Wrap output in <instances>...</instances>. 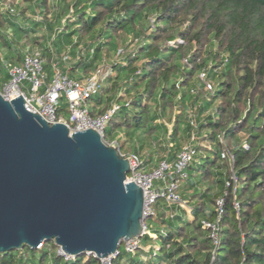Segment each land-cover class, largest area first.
Instances as JSON below:
<instances>
[{
	"label": "trees",
	"instance_id": "trees-1",
	"mask_svg": "<svg viewBox=\"0 0 264 264\" xmlns=\"http://www.w3.org/2000/svg\"><path fill=\"white\" fill-rule=\"evenodd\" d=\"M85 2L79 0L66 8L61 36L54 39L57 45L62 36H74L71 45L84 46L80 53L86 51L90 60H80L73 71L80 68L93 73L97 52L114 39L122 40L131 34L130 45L136 46L130 51L122 47L124 55L112 65L100 93L89 101L92 116L103 114L113 103L119 105L105 127L104 138L107 135L106 140L115 139L120 151L139 155L145 137L163 150L160 141L176 143L181 129H186L188 142L185 113L198 101L189 90L200 86L197 74L202 70L216 82L213 92L198 106L199 110H207L203 120L197 119L198 140L205 145L197 146L193 162L197 158L200 162L190 165L191 173L183 184L186 189L193 188L196 180L204 186L195 194L181 196L189 203L192 221L177 211L169 218L168 207L157 200L155 216L145 223L150 235L142 237L146 246L152 244L149 254L139 248L136 256L125 255L119 247L111 264H264V0ZM20 4L23 15L37 11L45 20L53 8L52 0H20ZM18 16V12L8 15L0 4V53L14 58L0 60L4 83L8 80L7 70L3 73L6 65L21 61L22 54L16 48L33 42L40 47L37 50L41 58L52 61L50 47L43 48L42 42L32 36L38 25L25 29L14 19ZM58 68L65 72L61 62ZM115 70L125 75L121 83L114 78ZM178 93L181 95L177 100ZM64 102L61 98L58 107V114L63 116ZM176 109L179 113L174 115ZM181 112L184 127L179 122ZM171 118L168 132L165 123ZM240 135L243 141H239ZM180 148L177 145L176 152ZM225 150L233 156L236 188L224 198L217 242L213 244L201 221L214 219L215 200L223 194L225 181L231 175L229 165L221 159ZM202 151L206 153L204 157L199 155ZM222 167L227 170L221 172ZM0 264L99 262L86 254L66 261L57 254L56 245L47 242L36 250L23 246L2 253Z\"/></svg>",
	"mask_w": 264,
	"mask_h": 264
},
{
	"label": "water",
	"instance_id": "water-1",
	"mask_svg": "<svg viewBox=\"0 0 264 264\" xmlns=\"http://www.w3.org/2000/svg\"><path fill=\"white\" fill-rule=\"evenodd\" d=\"M95 131L70 132L0 94V254L53 242L77 257L142 238V190Z\"/></svg>",
	"mask_w": 264,
	"mask_h": 264
},
{
	"label": "built area",
	"instance_id": "built-area-1",
	"mask_svg": "<svg viewBox=\"0 0 264 264\" xmlns=\"http://www.w3.org/2000/svg\"><path fill=\"white\" fill-rule=\"evenodd\" d=\"M17 2L20 3V0H1L0 4L4 12L13 16L17 14ZM124 53V50L119 48L116 51V57L120 58ZM59 61L67 63L68 56L64 55L60 60L56 59L51 63V74L48 76L40 52L38 50L24 52L21 61L18 64L10 65L7 69L8 80L0 90L2 98L9 101L16 96L21 97L24 100L25 110L33 114L37 113L46 123L50 125L65 124L70 132L91 129L99 134L105 145L114 147L118 155L126 159L129 164L125 182H133L142 190L141 226L143 233L150 235L145 223L147 219L155 216L157 200H162L168 207L169 218L176 214L175 209L172 211V208L186 210L189 207L188 201L180 195V187L188 179L189 167L198 155L197 146L200 144L198 143V123L195 114L198 101L186 112L189 141L181 146L173 159L162 158L156 162L154 167L149 168L138 154L120 151L115 139L106 140L104 138L105 127L112 115L119 109V105L113 103L103 114L97 116L90 114L89 101L100 93L109 70L96 69L90 75L78 79L71 77L67 72H62L58 68ZM197 81L200 86L190 88L189 93L201 100L213 92L214 82L207 78V71L204 70L197 74ZM180 95L178 93L177 100L180 99ZM61 98L65 100L66 117L58 114ZM221 159L229 165L231 175L225 181L223 194L215 200L214 219L201 221L202 228L209 231V237L213 244L217 242L224 198L229 190H232L233 193L236 188V178L232 168L233 156L225 150L221 153ZM234 207L237 208V204H234ZM41 247L42 244L37 249ZM139 248H141V239L137 237L123 241L120 245V250L125 255H133ZM118 253L119 251L100 259H97L92 253L86 255H92L99 264H111ZM57 254L63 256L66 261L74 258L63 253L58 247Z\"/></svg>",
	"mask_w": 264,
	"mask_h": 264
},
{
	"label": "rangeland",
	"instance_id": "rangeland-1",
	"mask_svg": "<svg viewBox=\"0 0 264 264\" xmlns=\"http://www.w3.org/2000/svg\"><path fill=\"white\" fill-rule=\"evenodd\" d=\"M79 2V0H52V7L51 8V13L50 15L47 17V19L45 20L42 15L41 12H27L24 15L22 14V10H23V6L17 2L16 8H17V12L19 14L18 17L14 18L18 24H20L23 28L27 29L29 28V26H31L32 24H36L37 29L36 32H34L35 34H33L32 36H34V38H37L40 42H42L43 44V48H49L50 47V53H51V58L52 61L55 60L56 58L58 60L61 59L62 56L67 55L68 56V61L67 63H62L61 62V67H63L64 71L67 72L69 74L70 72V68H75L78 64V62L81 61H89L90 57L87 55L86 51H84V54L81 55L80 53V48H84V46H72L71 44L75 42V37H71V38H64L63 36L61 37L62 41L60 44L56 45V41H54L55 36H58L57 38H59L61 35V32L59 33V31L62 29V23L63 21L66 19V14L64 13L66 8H70L72 6V4L74 5L76 2ZM82 1V0H80ZM88 1V0H84ZM86 3V2H85ZM87 11H89V9H87ZM61 19V20H60ZM59 33V34H58ZM58 34V35H57ZM132 35L131 34H127L124 38H122V40H118V39H114L113 43L111 45H104L102 46L99 51L96 54V58H95V67L96 69H102V70H111L113 67L112 65L117 63L119 60L116 57V51L118 48H122L125 47L127 49V51H130L132 49H135L136 46L134 45H130L131 42V38ZM56 38V39H57ZM103 41H105V39H102ZM33 49H40V47H38V45H36L33 42H30L28 44H26L24 47L21 48H16L17 52H19V54H23L25 51L29 52ZM80 53V54H79ZM57 54V55H56ZM60 55V56H59ZM13 55H9L8 57H5L4 54L0 53V60L1 61H7L9 58H13ZM80 59L78 60L77 58ZM14 59V58H13ZM43 61L45 63V71L51 72V63L52 61H48V59L46 57L43 58ZM60 62V61H59ZM10 65L7 64L6 67L4 68L3 73L6 74V70L8 69ZM90 74L83 72V70H81L80 68L77 69V77L81 78L82 76H88ZM114 78L118 80L119 83H121L124 80V73L123 72H117L115 70L114 73ZM215 82V81H214ZM3 75H0V90L3 86ZM216 83V82H215ZM106 84V83H105ZM109 84L105 85L108 86ZM200 100H198V105L200 104ZM65 106V102L63 104V107ZM192 107V106H191ZM64 116L66 117V113L67 110L64 107ZM206 109L203 111L199 110V108H196L195 110V114L197 116L198 120H203L204 117L207 115L206 113ZM179 113V111L176 109V112L174 115H177ZM182 114L180 115V119L179 122L181 123L180 125H182V127L185 126V116H184V112H181ZM186 114V113H185ZM173 117V116H172ZM172 121L173 119L171 118V122H166L165 126L168 130V132L171 130V125H172ZM161 123H163V120H161ZM107 135H106V139H107ZM239 141H243L244 136L240 135L238 137ZM144 141V147L142 148V150H139L138 153L141 156V158L143 160H145V162L147 163V165H153V163H156L158 160L162 159V158H171V155L176 154V148L177 145L178 146H182L187 142V138H186V129H181L178 137L176 139V143H173L171 141H167L166 139H164L163 141H160V144L162 146L161 150L158 145H154L153 143H151V141L149 139H147L146 137L143 139ZM202 142V141H201ZM200 140H198V143H201ZM199 158H197L196 160H198ZM195 160V161H196ZM195 161L192 163L193 166H196ZM227 170L225 167H222L221 172ZM196 184H199L198 181H196ZM151 245L149 244L146 246L145 241L141 238V248L140 250L143 251L146 255L149 254V251L151 249ZM134 255L136 256L137 253H134ZM133 255V256H134Z\"/></svg>",
	"mask_w": 264,
	"mask_h": 264
},
{
	"label": "crops",
	"instance_id": "crops-1",
	"mask_svg": "<svg viewBox=\"0 0 264 264\" xmlns=\"http://www.w3.org/2000/svg\"><path fill=\"white\" fill-rule=\"evenodd\" d=\"M69 75L72 76V77H77V70L73 71V69L70 68ZM200 145H205V143L204 142H201ZM199 155L202 156V157H204L206 155V153L202 151V152L199 153ZM195 162L196 163L197 162H200V158L198 160H196ZM155 165H156V163H153V165H150V166L148 165V167L149 168H152ZM191 167H193V165H191ZM189 173H191V171H189ZM202 188H204V186H202L201 184H197L193 188H187L186 189L185 188V185L182 184V188L180 189V195L182 197H187V196H189L191 194H195L196 192H199ZM175 211H177V213L179 215L183 216L184 218L188 219L189 221H192L191 208H190V206L186 210H184V209H177ZM181 211H183L184 213L181 212Z\"/></svg>",
	"mask_w": 264,
	"mask_h": 264
}]
</instances>
